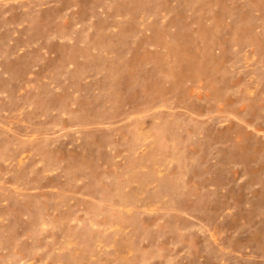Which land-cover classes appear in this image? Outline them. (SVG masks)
I'll list each match as a JSON object with an SVG mask.
<instances>
[{
	"label": "rangeland",
	"instance_id": "1",
	"mask_svg": "<svg viewBox=\"0 0 264 264\" xmlns=\"http://www.w3.org/2000/svg\"><path fill=\"white\" fill-rule=\"evenodd\" d=\"M0 264H264V0H0Z\"/></svg>",
	"mask_w": 264,
	"mask_h": 264
}]
</instances>
